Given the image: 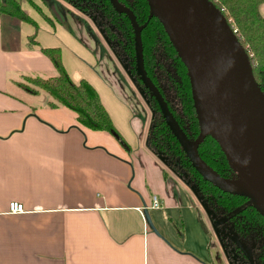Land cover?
<instances>
[{"label": "crops", "instance_id": "1", "mask_svg": "<svg viewBox=\"0 0 264 264\" xmlns=\"http://www.w3.org/2000/svg\"><path fill=\"white\" fill-rule=\"evenodd\" d=\"M43 1H18L26 20L0 15V264H231L199 198L149 148L120 55L68 3ZM40 49L93 88L123 144L21 89L55 75Z\"/></svg>", "mask_w": 264, "mask_h": 264}, {"label": "trees", "instance_id": "2", "mask_svg": "<svg viewBox=\"0 0 264 264\" xmlns=\"http://www.w3.org/2000/svg\"><path fill=\"white\" fill-rule=\"evenodd\" d=\"M19 0H0V15L26 20L18 5ZM79 12L95 19L99 30L120 55H123L128 73L147 97L153 117L147 132L149 148L165 161L168 167L190 182L207 212H218L232 230L231 238L238 242L259 239L257 264H264V219L243 197L225 194L205 182L191 167L187 155L170 132L157 104L138 79L135 68V29L139 30L140 51L144 74L150 85L163 99L181 135L192 142L198 127L190 96L186 71L155 17L150 15L145 0H115L114 9L109 0H62ZM219 10L225 21L235 30V38L245 51L251 77L264 93V19L258 7L264 0H208ZM135 23V26L133 25ZM51 63L55 75L49 78H25L21 89L30 95L44 93L48 108L64 107L75 116L82 128L110 134L119 144L122 139L114 129L93 88L85 81L74 84L65 73L57 49H40ZM200 160L226 180H234L217 144L205 137L197 148ZM232 243V242H231ZM237 250L238 245L232 244Z\"/></svg>", "mask_w": 264, "mask_h": 264}, {"label": "water", "instance_id": "3", "mask_svg": "<svg viewBox=\"0 0 264 264\" xmlns=\"http://www.w3.org/2000/svg\"><path fill=\"white\" fill-rule=\"evenodd\" d=\"M145 1L186 71L198 127L192 142L181 135L160 94L144 74L136 28L135 68L139 81L157 104L193 170L217 190L248 200L264 219V93L251 77L245 51L208 0ZM109 3L127 13L117 7L115 0ZM127 14L133 22V16ZM205 137L217 144L234 180L219 177L200 160L197 148ZM143 216L155 233L146 212Z\"/></svg>", "mask_w": 264, "mask_h": 264}, {"label": "rangeland", "instance_id": "4", "mask_svg": "<svg viewBox=\"0 0 264 264\" xmlns=\"http://www.w3.org/2000/svg\"><path fill=\"white\" fill-rule=\"evenodd\" d=\"M41 2L42 3L39 2L40 6L43 5V6H45V8L48 9V5L46 4V2H44L43 0H41ZM68 5H70V4H68ZM71 7H73V6H71ZM73 9L78 11L74 7H73ZM50 14H52L50 16H51V19L53 20L54 16H56V13H54V11H52ZM81 15H82L83 19L90 26H92L94 31H97L99 29V28L98 29L96 28L98 26H97V22L95 19H90L87 15H85L83 13H81ZM98 31H100V30H98ZM120 58H121L120 63L117 60V62H118L117 68L119 71H122L124 73H125L124 69L126 70V73L128 75L125 74V75H127L125 77V79L129 84L130 92H131L133 98L135 99L137 105L139 106V110L142 112L144 120L147 122V124H149V121H150V123L152 121L151 119L153 117V114H152L151 109L149 108L148 101H146L147 97L144 94V92L142 91L141 87L134 80V78L131 77L130 74L128 73V67L126 65L125 57L123 55H120ZM121 68L122 69L124 68V69L121 70ZM165 170L167 171L168 174L173 175V177L176 178L180 183H183L188 189H189V187H191L192 192L200 200L198 193L196 192L194 187L191 186L192 184L190 182L189 183L187 182L186 177L184 178L182 175L177 174L175 171L173 172L169 167L168 168L165 167ZM207 213H208V217H209L210 222H212L213 225L215 224V227H216L217 233H218V237L222 240L224 238H227L228 254L230 257L231 264H257V254H258V249H259V246L261 244V241L259 239L255 238V239L243 240L242 242H238L236 239L231 238L232 235L230 232H232V230L230 229L228 224L224 221L225 219L222 218V216H220V213H218V212L212 213V211L207 212ZM230 241L234 242L235 244L238 243L237 250H235L233 248V245L231 244Z\"/></svg>", "mask_w": 264, "mask_h": 264}, {"label": "built area", "instance_id": "5", "mask_svg": "<svg viewBox=\"0 0 264 264\" xmlns=\"http://www.w3.org/2000/svg\"><path fill=\"white\" fill-rule=\"evenodd\" d=\"M229 27H230V25H229ZM230 30L233 33V35L236 36L235 30L232 29L231 27H230ZM157 206H158V204L156 203L155 198L152 197L151 207L152 208H157ZM22 212H23V207H22L21 204H18L16 202H10V203H8V205H7V213L8 214H19V213H22Z\"/></svg>", "mask_w": 264, "mask_h": 264}, {"label": "flooded vegetation", "instance_id": "6", "mask_svg": "<svg viewBox=\"0 0 264 264\" xmlns=\"http://www.w3.org/2000/svg\"><path fill=\"white\" fill-rule=\"evenodd\" d=\"M231 242V241H230Z\"/></svg>", "mask_w": 264, "mask_h": 264}]
</instances>
